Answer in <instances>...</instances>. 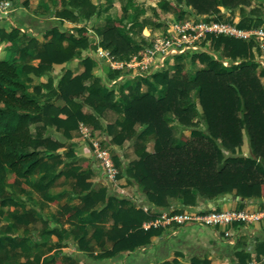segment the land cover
I'll return each mask as SVG.
<instances>
[{
  "label": "trees",
  "instance_id": "trees-1",
  "mask_svg": "<svg viewBox=\"0 0 264 264\" xmlns=\"http://www.w3.org/2000/svg\"><path fill=\"white\" fill-rule=\"evenodd\" d=\"M177 1L192 7L197 14L204 15L205 19L223 20L224 15L219 6L230 10L239 8L241 17L236 23L237 27L264 28V0H255L257 6L252 5L253 0ZM71 2L75 13L65 9L58 13L59 16L91 17L95 13V5L89 4L87 0ZM61 3L62 0H52L54 6ZM129 7L133 11L128 22L107 15V29L100 31L104 35V42L101 43L104 48L113 44L110 36L112 32L120 38L122 46L131 45L129 50L119 53L121 44L119 41L113 44L112 51L123 58L131 52L141 55L144 43H148V38L141 33L146 24L138 20V16L144 12L143 9L137 8L133 0H126L123 11H127ZM246 7H249L248 10ZM78 31L80 34L87 32L85 27H78ZM47 33H50L51 41L44 44L43 49L37 53L40 58L38 64L26 65L27 72L37 77L48 73L53 63L71 59L77 47L87 46L85 36L66 35L54 25L47 29ZM132 34L140 36L144 42H137ZM64 40H68L65 46L62 45ZM204 40L211 41L215 48L222 47L230 57L241 60L223 65L206 51L191 55L192 59L205 64V68L189 80L198 87L208 129L207 132L193 129L191 139L183 144L176 142L172 146L173 137L163 118L165 111L173 108L179 115L189 118L191 110L195 112L196 109L194 101L185 95L184 90L180 91L184 95L180 98L187 102L176 100L173 91L171 93L166 87L165 71H155L152 74L153 81L144 79L152 94L141 96L122 95V87H119V93L115 96L112 88L96 78L89 84H83V78L89 74L88 68L77 76L66 71L57 82L60 98L64 101L58 107L53 101L45 99L41 102L34 93L31 94L28 91L29 83L24 82L19 74V56L29 57V52L37 46V41L21 32L18 27H0V42L5 43L0 55V206H14L7 211L11 221L0 228L1 248L8 252L20 250L26 260L19 264H37L41 259V254L35 253V261H30L32 247L25 237L14 234L17 226L30 223V217L25 210L18 209L20 203L6 193L5 184L9 175H12L42 193L47 200L61 195L51 192L63 172L61 165L64 160L57 151L61 141L52 139L48 126L61 128L62 138H69L71 130L77 128L80 122L99 126L95 113L83 111L81 103L76 101L79 93H86L85 101L98 113L111 104V107L122 114L121 119L116 122L120 126V133L115 136V140L120 142L124 136L131 137L138 154V160L127 169V175L139 184L148 203L156 212L165 210L168 214H173L181 208L194 206L197 200H213L225 193L240 197L236 206L238 210L250 199L264 198V85L261 82L264 69L258 68V62L254 59L252 49L257 44L253 39L246 40L224 34H207ZM85 62L89 66L91 61ZM117 73L118 71L109 73V76L114 77ZM155 83H161V87L157 88ZM44 86L48 90L53 88L51 77ZM136 123L143 125L139 131L134 130ZM107 129L111 132L112 126ZM244 132L247 138L243 137ZM149 137L155 138L154 153L145 151L144 145ZM244 141L250 150L247 155L242 153ZM221 148L230 154L224 156ZM78 170L79 167H72L73 172ZM34 174L37 178L31 181L30 177ZM80 174L83 178L91 174V171ZM94 195L91 192L83 194L82 203L90 205ZM99 196L104 198L102 194ZM168 197L177 200L176 208L171 209ZM103 203L105 204L95 209H74L73 215L77 219L73 238L79 250L89 251L93 240L102 239L105 234L103 224L108 211H111L114 228L108 234L112 246L104 251L105 257L125 250L135 251L149 244L152 236L162 233L161 227H143L145 221L156 217L155 213L133 207L121 209V204L128 201L113 194L106 195ZM4 214V210L0 208V216ZM87 214L89 219L86 218ZM88 224L92 228L90 232L87 229ZM118 224L120 226L117 228ZM43 232L57 237L48 246L54 253L45 257V264H54L57 262V254L61 253L64 246L61 243L63 229L47 227ZM256 251L264 253V242L257 244ZM235 254L240 264H245L250 259L249 253L243 250H238ZM64 257L71 261L70 264H75L70 256ZM191 262L209 264L208 260L200 262L196 257H192ZM159 264L170 263L162 261Z\"/></svg>",
  "mask_w": 264,
  "mask_h": 264
},
{
  "label": "rangeland",
  "instance_id": "rangeland-1",
  "mask_svg": "<svg viewBox=\"0 0 264 264\" xmlns=\"http://www.w3.org/2000/svg\"><path fill=\"white\" fill-rule=\"evenodd\" d=\"M44 1L45 0H40L37 3V7L32 15V22L30 23H20L15 20L12 14L9 20H0V22H4L2 27L6 29L18 27L21 32L28 34L37 41V46L32 48L31 52H29V57L24 58L20 55L18 58L20 77L24 82L29 83L30 87L28 91L31 94L34 93L41 102L48 99L51 102L53 101L55 106L60 107L64 104V101L59 95V88L57 86L58 80L66 71H69L72 76H77L83 74L87 68L89 69V74L88 77L83 78V84H89L96 78L102 84L112 88L115 96L119 93V87H122L120 92L122 95L130 96L131 94H137L141 96L144 94H152L149 85L144 79L147 78L153 81V72L147 74L143 73V75L138 74L135 69H130V67H127L125 64L131 58L139 56V53L131 52L125 55V58L119 55V53H124L129 50L131 45L122 46V41L120 42V38L117 37L114 32L110 33L112 38L111 42L115 45V43L119 41L121 44L119 46V53L117 54L112 51L113 44L106 48L101 45L104 40V35L101 34L100 31L104 32L107 29L105 21L107 15L111 16L113 19L122 18L123 22H128L131 19L133 8L129 7L127 11H123L126 0H87L89 4L95 5V13L91 17H76L75 15L59 16L58 13L65 9L71 11L75 10V8H72V0H62V3L57 6H53L52 0H47L46 5ZM133 3L137 8H141L144 11L138 16V20L146 24L141 30L142 35L148 38V43H144L143 50L152 45L156 39L164 38L168 35H172V33L174 34L176 25H182L187 21L196 24L200 19H205L204 15L197 14L192 7L186 6L184 3L178 2L177 0H133ZM18 4H23V1H20ZM220 7L221 6H219V9L221 11ZM248 8L249 7H246V10H248ZM14 9L16 8L14 7L13 11ZM236 9L239 10V8ZM234 10H232L230 14H224L222 19L235 22L233 20ZM52 25L57 26L58 29L64 31L66 35L72 34L76 37L85 36L87 39V46L77 47L71 59L62 63H53L51 70L42 76L37 77L31 73L29 74L26 70V65L30 64L35 66L38 64L40 58L37 53L43 49L44 44L51 41V35L47 33V29ZM78 27H85L87 32L85 34H80ZM186 32V36H188L189 30ZM132 36L137 42H144L140 36L136 34H132ZM194 42L201 45L211 56L220 60L223 65H230L241 60L239 58L230 57L222 47H213L211 41L204 40L202 37L195 39ZM67 43L68 40H64L62 45L65 46ZM4 45V42H0V55L3 53ZM256 46H253L252 49L254 59L256 53H260L259 48ZM192 54V52H185L174 55L167 60L163 67L157 70L167 73L165 78L167 82L166 87L171 93L173 91L176 100H184L181 103L187 102L185 99L180 98L184 96L180 91L184 90L185 95L194 101L196 109L195 112L191 110L189 118L179 115L173 108L165 111L163 118L173 137V141L171 142L172 146L176 142L183 144L186 140L191 139V131L193 129H199L204 132H207L208 129L206 117L200 102L198 87L189 80L190 77H195L201 69L205 68V64L199 60L192 59ZM85 60L91 61L89 66L86 64ZM223 62H226V64ZM117 63H122L123 66L115 68L113 65H117ZM115 71H118V73L114 77H110L109 73H114ZM258 71L259 69L257 72ZM49 77H51L53 85L51 90H48V88L44 86ZM261 82L264 85V81L261 80ZM155 85L157 88L161 87V83H155ZM37 87L38 89H36ZM85 95L86 93L77 94L76 101L81 103L83 111L92 114L95 113L99 126L94 127L92 124L80 122L77 128L71 130L69 138H62L61 128L56 129L54 125L48 126L49 131L52 132V139L54 141H61V145H59L57 151L64 160V163L61 165L63 172L58 178L56 186L51 190L52 193H61V195L47 200L43 197L42 193L33 190V188L25 184L22 179L15 178L12 175H9V180L5 184L6 193L10 194L20 203L18 209L25 210L30 217V223L24 226H17L14 230V234L25 237L27 243L32 247L30 261H35L33 260L35 253L41 254V259L37 264H45V257L54 253V250H49L48 246L54 243L57 237L55 235L45 234L43 229L47 227L63 229V239L61 243L64 244V246L61 248V253L57 254V262L54 264H70L71 261L65 258V255L70 256L72 262L75 264H116L115 260H118V264H125V258L133 251L125 250L114 256H104V251L111 249L112 246V240L108 238V234L114 228V220L110 214L111 211H108L105 216L106 221L103 224L105 227L104 236L100 241L93 240L90 244L91 249L89 251L79 250L73 238L77 219L73 215L74 209L77 207L99 208L105 204L103 202L106 195L113 194L117 198H125L128 203L121 204V209L133 207L134 209L155 213L157 218L165 212V210L156 212L148 203L144 191L140 189L139 184L127 175V169L134 161L138 160V154L131 137L124 136L120 142H116L115 140V136L120 133V126L116 122L121 119L122 114L111 107V104L110 107H106L100 113L94 111L92 107H90L91 105L85 101ZM108 126H112L111 132L108 131ZM133 127L135 131H139L143 125L136 123ZM243 137L247 138L245 132ZM154 140V137H149L147 139L144 145L145 151L154 153ZM93 143H99L101 147L109 149L117 170L115 177L112 178L108 176L100 161L95 157ZM221 150L224 156L230 154L223 148H221ZM235 151L237 152V147ZM67 153L69 154L67 155ZM72 167H79V170L73 172ZM89 170L91 174L85 175L82 178L80 173ZM36 178L37 175L35 174L30 177L31 181ZM88 192L94 193L95 197L93 201L90 202V205H87V203L84 205L82 203V195ZM100 194H102L104 198H101L99 196ZM221 196L213 200H197L194 206L181 208L178 212L195 209H225L222 203H229L231 200L224 197L220 198ZM239 199H237V201ZM167 200L171 209L178 206V202L175 198L168 197ZM214 201H216V204L210 206L209 204ZM0 208L5 212L3 216H0V228H2L11 221L7 216V211L12 210L14 206H0ZM86 218L89 219L88 214ZM119 226L120 224L117 225V228ZM157 227H161L163 232L166 230L165 228L177 226L173 224L163 226L160 224ZM87 229L89 232L92 229L89 224L87 225ZM206 245L207 246H204L205 248L201 246L197 248L198 250L195 254L190 252L191 254L184 259L186 262L185 264H193L191 262L192 257H196L202 262L204 259L209 261L208 255L212 252H215L217 255L220 254L217 248L218 244L212 238L206 242ZM143 248L144 246H141L136 250L139 251ZM178 254L179 253L176 252V256H172V258L163 260L156 259L152 264H159L162 261H167L170 264H177L179 263L177 259L179 256ZM230 257L231 256H228L229 262ZM0 258V264H19L26 260V256L23 255L20 250L8 252L1 247ZM228 264L232 263L230 262Z\"/></svg>",
  "mask_w": 264,
  "mask_h": 264
},
{
  "label": "built area",
  "instance_id": "built-area-1",
  "mask_svg": "<svg viewBox=\"0 0 264 264\" xmlns=\"http://www.w3.org/2000/svg\"><path fill=\"white\" fill-rule=\"evenodd\" d=\"M11 14V2L9 0H0V20H9ZM188 30L189 34L186 36V31ZM207 34H224L246 40L253 39L259 49L264 51V28L262 26L244 29L223 20L200 19L196 24L187 21L182 25H176L174 34L172 33V35L156 39L152 45L143 50L141 55L131 58L125 64L130 69H135L138 74L154 73L163 67L167 60L174 55L185 52L198 53L205 51L201 45L194 41L199 37L205 38ZM223 63L226 64V62ZM113 66L120 68L123 64L117 63V65ZM93 151L107 175L112 178L115 177L117 170L109 149L101 147L99 143H93ZM261 220H264V209L259 211L244 209H195L179 211L173 214H168L165 211L159 218L155 217L148 222H144L143 227H157L160 224L163 226L173 224L177 227L184 225L209 227L213 229L214 236L223 238L234 244L240 236L243 225ZM250 264H264V258L254 260Z\"/></svg>",
  "mask_w": 264,
  "mask_h": 264
},
{
  "label": "crops",
  "instance_id": "crops-1",
  "mask_svg": "<svg viewBox=\"0 0 264 264\" xmlns=\"http://www.w3.org/2000/svg\"><path fill=\"white\" fill-rule=\"evenodd\" d=\"M9 1L12 5V11L14 7L16 8L12 13V16H14L16 21H19L20 23L32 22L33 12L40 0ZM20 1H23V4H20L21 6L18 4L20 3ZM44 2L46 5L47 0H45ZM256 2L257 1L253 0L252 5H257ZM220 8L223 15L230 14L232 11L224 6H221ZM234 11L235 12L233 20L235 22H226L236 25L241 16L239 10L236 9ZM3 23V21L0 22V27H2ZM255 60L258 62V68L264 69V51L260 50L259 54L256 53ZM261 80L264 81V76L261 77ZM249 152L250 150L247 142L244 141V144L242 145V153L244 155H247L249 154ZM230 200L231 201L229 203H222L223 206L225 207V209H236V206L238 205L237 199ZM240 209L249 211L263 210L264 198L250 199L248 202L244 203L243 207ZM165 229L166 230L163 231L160 235L153 236L150 243L144 246L143 249L130 252V254L125 258V264H152L156 259L163 260L172 258V256L175 257L176 252L179 253V256L177 257L179 263L177 264H185L186 262L184 259L186 258V256H189L191 254L190 252H193L192 254H195L198 250L197 248H199L200 246L202 248L204 246H207L206 242H208L210 238L217 242V248L218 251H220V254L217 255L215 252L210 253L208 255L209 264H228L230 262L232 264H240L235 254V252L238 250H243L244 252L249 253L250 259L245 264H250L254 260L264 258V253H257L256 251L257 244L260 242H264V220L243 225L240 236L234 244L223 238L214 236L213 229L209 227L184 225L180 227H169ZM228 256H231L229 258L230 262L228 261ZM115 261L116 264H118V260Z\"/></svg>",
  "mask_w": 264,
  "mask_h": 264
},
{
  "label": "water",
  "instance_id": "water-1",
  "mask_svg": "<svg viewBox=\"0 0 264 264\" xmlns=\"http://www.w3.org/2000/svg\"><path fill=\"white\" fill-rule=\"evenodd\" d=\"M227 198V199H239L238 196H236L235 194H231V193H225L224 196H221L220 198ZM216 204V201L210 203V206H214Z\"/></svg>",
  "mask_w": 264,
  "mask_h": 264
}]
</instances>
